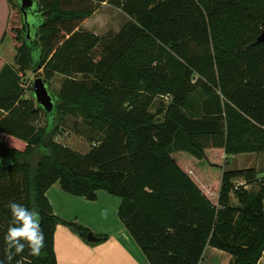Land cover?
<instances>
[{
  "label": "trees",
  "instance_id": "obj_1",
  "mask_svg": "<svg viewBox=\"0 0 264 264\" xmlns=\"http://www.w3.org/2000/svg\"><path fill=\"white\" fill-rule=\"evenodd\" d=\"M105 1L37 0V41L24 24L17 32L20 69L39 62L49 77L91 78L67 82L40 127L19 74V90L0 96V131L10 135L0 141V259L9 201L41 217L45 248L39 257L25 249L24 264H57L59 224L87 239L89 228L55 214L47 191L59 183L88 200L99 190L120 197L119 218L150 264H200L208 245L230 253V264H258L264 179L249 190L257 170L225 169L222 155L264 153V0H123L131 20L121 31L81 30ZM198 89L206 102L195 106ZM166 95L171 103L153 113ZM63 109L101 132L88 152L56 141Z\"/></svg>",
  "mask_w": 264,
  "mask_h": 264
},
{
  "label": "rangeland",
  "instance_id": "obj_2",
  "mask_svg": "<svg viewBox=\"0 0 264 264\" xmlns=\"http://www.w3.org/2000/svg\"><path fill=\"white\" fill-rule=\"evenodd\" d=\"M122 1L123 0H106L103 2L99 10L82 23L80 27L81 30H86L85 28H89L92 32H95L99 35H104L109 31H121L131 20V18L122 10L120 6ZM22 22V12L20 6L18 7L12 5L8 0H0V68L5 62H11L16 64L17 68L20 69L19 66L21 64L17 57L19 58L18 54H20L19 49L22 46V42L21 40L17 39V32L22 30ZM20 73L22 75L20 78L21 85L23 84L24 86L23 95L26 96L25 98L27 100H30L33 103L34 109L37 110V112L32 116V119H30V122L38 127L44 126L47 123V119H50V117L47 115L46 110L36 101L33 95V81L37 77H43L46 79L48 88L54 96L55 101L56 96L63 92L67 82L73 81V79L87 81L91 78L87 74L71 73L70 75L66 72H56L52 77H49L47 75L46 64L43 65V68L37 72L33 71L32 66L30 65L27 68L20 69ZM5 77L6 73L0 75V88ZM1 91L2 89L0 90V96L5 93ZM204 98L206 99L205 94L198 89L196 93L193 94L194 105H202L205 100ZM170 103L171 97L169 95L159 96L156 98L151 111L156 113L160 109L161 105L165 104L167 106ZM198 111L202 112V109ZM62 112L63 126L60 133L56 137V141L59 144H62L80 153L88 152L91 149L92 144H95L97 140H99L101 132L92 128L88 123L89 120L82 113L71 112L65 109H63ZM7 114L8 113L0 109V118H3ZM9 136L10 135L7 133L0 131V141L10 138ZM222 156L223 168L225 169L235 170L238 168L253 167L258 170L259 172L257 171V173L259 180L251 184L252 186H249L248 189L252 190L253 192H256L260 189V181L264 179V154L242 153L238 154L237 156H226L225 154ZM217 157H220V155ZM243 182V179H239L237 181V183L240 184ZM232 197L233 203H238V199L234 194ZM75 214L80 215L77 212H75ZM70 222L81 224L76 220ZM90 233L93 234L92 231ZM86 240L90 241L88 236Z\"/></svg>",
  "mask_w": 264,
  "mask_h": 264
},
{
  "label": "crops",
  "instance_id": "obj_3",
  "mask_svg": "<svg viewBox=\"0 0 264 264\" xmlns=\"http://www.w3.org/2000/svg\"><path fill=\"white\" fill-rule=\"evenodd\" d=\"M85 29L91 31L89 28ZM2 72L6 73V77L0 90L18 91L17 75L20 77L22 75L18 72L16 64L5 62L0 68V75ZM249 186L252 185H246L247 188ZM47 197L56 215L68 221L80 222L99 238L87 241L70 227L59 224L54 242L57 264H150L139 244L119 218L118 211L122 203L120 197L99 190L96 200H88L65 191L59 183L47 191ZM75 212L80 215H76ZM104 236L106 239L101 240ZM232 260V255L227 251L208 245L200 264H230ZM258 264H264V252Z\"/></svg>",
  "mask_w": 264,
  "mask_h": 264
},
{
  "label": "clouds",
  "instance_id": "obj_4",
  "mask_svg": "<svg viewBox=\"0 0 264 264\" xmlns=\"http://www.w3.org/2000/svg\"><path fill=\"white\" fill-rule=\"evenodd\" d=\"M8 208L11 220L3 237L6 255L0 264H24L25 249L29 256L39 257L45 248L40 213L36 207L28 208L15 201H9Z\"/></svg>",
  "mask_w": 264,
  "mask_h": 264
},
{
  "label": "water",
  "instance_id": "obj_5",
  "mask_svg": "<svg viewBox=\"0 0 264 264\" xmlns=\"http://www.w3.org/2000/svg\"><path fill=\"white\" fill-rule=\"evenodd\" d=\"M18 5L22 11V20L25 25V35L27 38H32L37 41L38 37V27L41 23L39 19V7L37 0H18ZM32 32L34 34L32 35ZM257 42H264V30L257 38ZM42 69V65L39 62L34 64V71ZM34 88V98L36 101L46 110L47 113L52 112L56 106V101L52 93L50 92L47 81L43 77H37L33 81ZM88 239L90 241H95L99 239L94 233H89Z\"/></svg>",
  "mask_w": 264,
  "mask_h": 264
},
{
  "label": "built area",
  "instance_id": "obj_6",
  "mask_svg": "<svg viewBox=\"0 0 264 264\" xmlns=\"http://www.w3.org/2000/svg\"><path fill=\"white\" fill-rule=\"evenodd\" d=\"M244 184H245V181L242 184L237 183L236 187L238 188L239 186L244 185Z\"/></svg>",
  "mask_w": 264,
  "mask_h": 264
}]
</instances>
